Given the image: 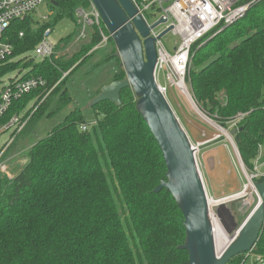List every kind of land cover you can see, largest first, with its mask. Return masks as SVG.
<instances>
[{
  "label": "trees",
  "instance_id": "1",
  "mask_svg": "<svg viewBox=\"0 0 264 264\" xmlns=\"http://www.w3.org/2000/svg\"><path fill=\"white\" fill-rule=\"evenodd\" d=\"M77 7H88V0L58 2L48 22L30 16L6 31L13 53L0 76L17 71L23 78L42 76L45 85L14 101L0 118V125L15 115L25 121L11 134L2 160L25 143L35 112L56 92L46 119L74 108L18 157L24 162L14 165L12 177L0 172V264H187L188 253L178 248L185 238L181 213L167 191L152 193L165 181V164L133 92L122 89L121 107L105 101L84 110L102 86L125 75L111 39L94 49L100 43L96 28L73 48L72 37L60 39L51 62L18 59L62 20L77 32ZM191 52L185 83L201 113L226 130L236 114L247 113L228 133L235 130L232 141L252 173L264 144V0ZM89 112L93 123H87ZM261 232L253 256L264 257V225ZM226 264L254 262L239 254Z\"/></svg>",
  "mask_w": 264,
  "mask_h": 264
},
{
  "label": "water",
  "instance_id": "2",
  "mask_svg": "<svg viewBox=\"0 0 264 264\" xmlns=\"http://www.w3.org/2000/svg\"><path fill=\"white\" fill-rule=\"evenodd\" d=\"M90 1L99 12L102 25L115 47L113 56L120 61L119 67L125 75L120 81L102 86L99 93L85 104L84 110L105 101L121 107L122 89L133 92L136 111L156 140L165 164V181L156 185L152 193L167 191L181 213L185 238L178 248L188 253L187 264H226L239 254L251 252L264 225V177L260 182H252L259 200L239 227L226 202L214 206L212 212L189 136L154 79L156 40L149 36V32L163 23L162 19L149 28L132 0ZM51 4L54 6L56 2ZM170 29L156 38H162ZM219 130L223 131L221 127ZM234 133L235 130H232L228 134L232 144ZM212 214L227 235L221 249L216 246Z\"/></svg>",
  "mask_w": 264,
  "mask_h": 264
},
{
  "label": "built area",
  "instance_id": "3",
  "mask_svg": "<svg viewBox=\"0 0 264 264\" xmlns=\"http://www.w3.org/2000/svg\"><path fill=\"white\" fill-rule=\"evenodd\" d=\"M68 2L70 0H0V66L7 62L13 53V46L8 42L6 31L10 24L14 21H22L30 16L34 17L36 10L43 4H48V16H43L41 19H34L37 22H48L53 15L51 2ZM258 0H132L138 14L141 16L145 24L150 28L153 23L162 19L163 23L150 29L149 36L155 38V49L157 60L154 67V79L156 85L164 98L168 101V88L176 87L185 96L190 97L188 88L186 87L185 78L190 62L192 60L193 47L200 48L209 40L213 39L220 31L233 25V23L242 18L249 7ZM164 5H166L164 7ZM76 26L78 30L71 42L74 44H82L89 39L90 34L95 32L97 28L100 37V43L94 49L104 48L108 44V33L102 29L99 12L94 5L88 0V7H77L74 12ZM168 33L175 37L176 40L172 44L166 46L162 38L156 37L167 30ZM52 33L50 28H47L32 52L40 60L47 59L49 62L58 57L59 40L53 43L49 37ZM23 33H19L21 38ZM22 75V74H21ZM20 75V76H21ZM163 75L166 82V87L159 83V76ZM45 85V80L42 76H29L27 78L16 77L10 79L7 85L0 92V118L5 115L8 108L14 101L21 99L25 94L30 93ZM168 86V88H167ZM192 102V101H191ZM171 105V104H170ZM247 115V113H238L228 122V130L236 127V125ZM25 121L20 122V116H12L8 123L1 129L2 132L12 131L20 132L25 126ZM86 125L79 127L80 131L87 130ZM228 130L226 132L228 133ZM229 134V133H228ZM226 135V133H225ZM229 140L230 137L228 136ZM12 139V138H11ZM11 139L9 141H11ZM231 142V141H230ZM33 143H31L32 145ZM30 145V146H31ZM192 149L195 152V158L199 145L191 143ZM4 151L0 150V172L6 174V161L2 160ZM260 154L255 160L254 171L250 173L252 180L255 177H264V174L256 175L255 170L259 172ZM196 165L197 158H196ZM263 167V166H262ZM261 167V168H262ZM199 170V169H198ZM200 173V170H199ZM7 177H12L6 174ZM201 176V175H200ZM252 183V182H251ZM255 197H257L256 190ZM213 212V211H212ZM214 215V214H213ZM250 256L254 264H264V257L260 255Z\"/></svg>",
  "mask_w": 264,
  "mask_h": 264
},
{
  "label": "rangeland",
  "instance_id": "4",
  "mask_svg": "<svg viewBox=\"0 0 264 264\" xmlns=\"http://www.w3.org/2000/svg\"><path fill=\"white\" fill-rule=\"evenodd\" d=\"M165 6L166 5H164V7ZM49 9L48 4L39 6L33 19L38 20L43 16H48ZM75 34L76 32L72 22L62 20L54 27L49 39L55 43L62 38L74 37ZM162 40L164 44L169 47V45L176 39L168 33L162 37ZM78 45L79 44L71 42L69 47L72 46L71 48H73ZM23 58L26 60L32 59L35 63L41 61L40 57L38 58L34 52H29L18 59L22 60ZM191 64L192 61L190 62V65ZM20 75L21 74H18L17 71H12L8 72L6 75L0 76V92L10 79L20 77ZM69 82L70 80H67L66 82H63V84ZM159 83L161 86L166 87L163 75L159 76ZM186 87L188 88L187 83ZM168 90L167 96L169 104H171L186 135L189 136L191 143L199 145L196 154L197 164L208 197L218 201L222 199L228 200L226 205L234 216L237 227H239L253 210L257 201L255 193H253L254 190L251 188V184L247 180V178H250L251 176L249 171L243 166L239 152L236 150V147H234V144L230 142L226 129L207 118L204 113H201L196 104H193V100L191 102V95L190 99L188 95L185 96L176 87H170ZM57 96L58 94L56 92L35 112L34 115L36 119H34L32 123L33 127L30 130L25 143L20 144L17 148H12L6 158V174L12 176L13 174L11 170L14 167V164H22L24 162L23 160L16 162L15 159L22 156L30 148L31 143H36L38 140H41V138L45 137L52 128L57 126L64 116L73 110L74 107L73 104H71L59 110L54 117L46 119V115L56 104ZM87 113V123H93L92 113ZM211 122H213L216 127ZM5 123L7 124L8 122ZM5 123L0 125V150L3 151H6L12 144L13 141L9 140L11 139V134L14 132L11 129L2 132L1 129L6 125ZM219 127H221L223 131L218 130ZM258 151L260 154L258 166L263 167L259 168V172L255 170L256 175L264 174V144L259 147ZM253 164L255 167V161ZM258 178L259 176L250 181L253 182ZM248 198H253V204H246ZM214 210L215 208L213 207V213ZM225 239L226 238H224V241Z\"/></svg>",
  "mask_w": 264,
  "mask_h": 264
},
{
  "label": "bare ground",
  "instance_id": "5",
  "mask_svg": "<svg viewBox=\"0 0 264 264\" xmlns=\"http://www.w3.org/2000/svg\"><path fill=\"white\" fill-rule=\"evenodd\" d=\"M211 123L215 126V124H214L213 122H211ZM215 127H216V126H215ZM218 130H219V128H218ZM247 180H248V179H247ZM248 182L251 184V188H252V183H251V181L248 180ZM252 189H253V188H252ZM253 190H254V189H253ZM253 193H255V191H254ZM243 194H244V193H243ZM256 199H257V197H256ZM258 200H259V199H257L256 204H257ZM208 201H210L211 208H213L214 206H218V205L222 204V202H227L228 200H226V199H222V200L218 201V200L210 199V198L208 197ZM253 201H254L253 198H252V199H251V198H248V199L246 200V204H247V205H251V204H253ZM211 217H212V221H213V231H214L215 236H216V246H217V249H221L222 246H219V245H222V244H223V242H224V238H226L227 235H226V233L224 232L223 228L221 227V225H220V223H219L217 217H215L213 214H212Z\"/></svg>",
  "mask_w": 264,
  "mask_h": 264
},
{
  "label": "crops",
  "instance_id": "6",
  "mask_svg": "<svg viewBox=\"0 0 264 264\" xmlns=\"http://www.w3.org/2000/svg\"><path fill=\"white\" fill-rule=\"evenodd\" d=\"M22 75H23V73H22ZM22 75H21V76H22ZM21 76H20V77H21ZM15 161L18 162V161H19L18 158H16ZM22 162H23V161H22ZM16 164H17V163H16ZM14 165H15V164H14Z\"/></svg>",
  "mask_w": 264,
  "mask_h": 264
}]
</instances>
